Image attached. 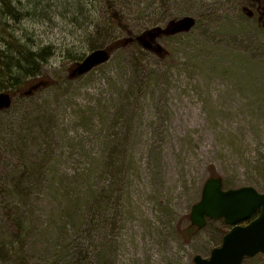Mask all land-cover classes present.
Masks as SVG:
<instances>
[{
  "label": "rangeland",
  "instance_id": "374dc122",
  "mask_svg": "<svg viewBox=\"0 0 264 264\" xmlns=\"http://www.w3.org/2000/svg\"><path fill=\"white\" fill-rule=\"evenodd\" d=\"M13 5L0 19L47 62L0 84V264L210 259L232 227L192 226L206 182L264 194V0ZM96 50L110 60L75 75Z\"/></svg>",
  "mask_w": 264,
  "mask_h": 264
},
{
  "label": "water",
  "instance_id": "95a60500",
  "mask_svg": "<svg viewBox=\"0 0 264 264\" xmlns=\"http://www.w3.org/2000/svg\"><path fill=\"white\" fill-rule=\"evenodd\" d=\"M107 50H96L78 66L75 75L83 76L107 63ZM12 106V96L0 93V112ZM260 212L257 218L254 215ZM223 219L232 229L210 259L196 256L195 264H243L245 259L264 255V194L253 187L225 190L222 178H210L203 189L201 201L191 212L193 226L204 228L207 220ZM249 222L247 225L244 223Z\"/></svg>",
  "mask_w": 264,
  "mask_h": 264
},
{
  "label": "trees",
  "instance_id": "16d2710c",
  "mask_svg": "<svg viewBox=\"0 0 264 264\" xmlns=\"http://www.w3.org/2000/svg\"><path fill=\"white\" fill-rule=\"evenodd\" d=\"M0 1L3 5V13L17 19L19 13L13 5V0ZM3 35H6L7 38H4ZM0 38H3V42L1 41L0 44L5 45L4 48H0V84L2 88L9 90L8 85H26L38 79L42 74V66L47 62L45 51L34 53L21 45L20 42L8 32L1 19ZM12 82H14L13 85ZM38 85L37 83L32 85L30 90L38 88ZM258 214L259 213L256 214V217Z\"/></svg>",
  "mask_w": 264,
  "mask_h": 264
},
{
  "label": "bare ground",
  "instance_id": "6f19581e",
  "mask_svg": "<svg viewBox=\"0 0 264 264\" xmlns=\"http://www.w3.org/2000/svg\"><path fill=\"white\" fill-rule=\"evenodd\" d=\"M17 12L20 14L21 12H19L18 10H17Z\"/></svg>",
  "mask_w": 264,
  "mask_h": 264
}]
</instances>
